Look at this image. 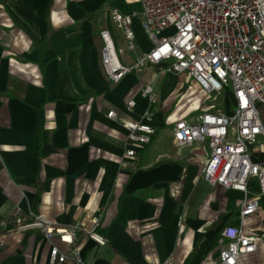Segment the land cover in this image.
<instances>
[{"label":"crops","instance_id":"crops-1","mask_svg":"<svg viewBox=\"0 0 264 264\" xmlns=\"http://www.w3.org/2000/svg\"><path fill=\"white\" fill-rule=\"evenodd\" d=\"M114 10L133 16L138 52L150 50L140 0H0V221L20 206L58 228L78 224L87 264H215L223 227L241 225L244 196L205 182L207 143L179 146L172 128L203 110L205 94L186 75L163 72L169 62L110 81L100 63L103 29L125 48L124 64L136 56ZM148 83L156 133L128 157L125 124L152 107L141 94ZM243 226L264 232V197ZM91 229L108 244L92 240ZM53 245L69 249L57 237L0 226V264H49Z\"/></svg>","mask_w":264,"mask_h":264},{"label":"built area","instance_id":"built-area-1","mask_svg":"<svg viewBox=\"0 0 264 264\" xmlns=\"http://www.w3.org/2000/svg\"><path fill=\"white\" fill-rule=\"evenodd\" d=\"M142 28L153 47L138 52L133 16L119 10L111 20L128 39L127 49L136 53L129 66L122 62L125 48L117 46L109 29L100 32L101 67L112 82L149 65L169 62L163 72L186 75L204 92L206 106L197 116L179 117L173 122V136L179 146L206 142L209 155L202 168V179L212 187L221 186L243 194L239 203L241 225H225L221 231L220 254L215 264H254L245 258L259 251L264 256V232L247 230L243 224L258 214L264 197V161L253 153L264 140L260 106L264 104V0H140ZM142 96L150 101L140 120L125 124L128 130L126 156L134 157L148 146L156 133L157 103L154 85L144 86ZM227 97L226 106H218ZM128 107L136 105L134 99ZM116 118L117 112H108ZM264 148V144H259ZM256 186V191L254 186ZM98 220L95 219V223ZM4 230L38 231L47 239L55 237L69 245L62 251L53 245L49 264H87L78 244L81 227L58 228L43 214L16 206L0 221ZM98 245L108 240L95 230H85ZM169 257L162 264H172ZM264 264V262H263Z\"/></svg>","mask_w":264,"mask_h":264},{"label":"rangeland","instance_id":"rangeland-1","mask_svg":"<svg viewBox=\"0 0 264 264\" xmlns=\"http://www.w3.org/2000/svg\"><path fill=\"white\" fill-rule=\"evenodd\" d=\"M162 89H163V88H162ZM204 97H205V96H203V99H204ZM217 104H218V106H220V107H222V106H224V105L226 106V104H227V97H226V98H224V97L219 98ZM260 110H261L262 120H263V122H264V104H262V105L260 106ZM198 113H199V110H198V109L192 111V114H193V115H196V114H198ZM261 143L264 144V140H263L262 138L259 140V142H258L257 145L259 146V144H261ZM254 152H255V153H260V156H263V155H264V149H263V148H262V149H261V148H257V146H255V150H254ZM245 259H246V261H248V262H250V261L254 262V264H261V263H262L261 261L264 260V256H263V255L260 256V259L257 258V260L254 259V255H253V256H248V257L245 258Z\"/></svg>","mask_w":264,"mask_h":264}]
</instances>
